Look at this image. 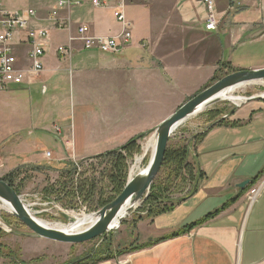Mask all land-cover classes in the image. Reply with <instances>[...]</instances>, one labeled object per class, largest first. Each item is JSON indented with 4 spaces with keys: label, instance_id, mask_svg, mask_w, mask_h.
Wrapping results in <instances>:
<instances>
[{
    "label": "crops",
    "instance_id": "0c3cea01",
    "mask_svg": "<svg viewBox=\"0 0 264 264\" xmlns=\"http://www.w3.org/2000/svg\"><path fill=\"white\" fill-rule=\"evenodd\" d=\"M100 1V6L85 0L69 7L56 0H26L24 8L10 9L1 4L7 10L36 11L29 30L18 32L12 41L21 66L30 64L29 32L48 30L46 38H38L47 49L43 72L6 90L43 85L47 93L51 79L57 77L61 84L66 74L71 90L86 89V80L93 83L100 127H94L93 139L87 135L79 141L74 127L60 138L63 152L68 148L65 140L73 141L72 148L65 149L73 153L72 162L79 159L78 151L99 155L148 130L151 121H163L165 110L155 117L156 108L182 105L205 89L223 65L236 71L264 67V0H215V30L205 27L203 0ZM116 11H123L131 23V39L117 52L86 49L80 26L87 25L92 36L117 37L123 25ZM60 46L72 53H60ZM220 116L226 121L195 131L206 132L191 146L189 162L200 172L194 189L172 195L173 210L141 222L139 230L141 238L156 239L194 226L128 254L123 263L109 259L97 264H264V188L254 203L249 200L251 189L264 181V99L247 101ZM38 120L42 129H49L45 113ZM5 133L0 137V179L16 172V181H21L24 169L33 168L32 173L66 163L63 153L52 152L41 137L29 136L32 129L28 137L17 133L12 144L11 134ZM47 151L56 155L53 161ZM245 181L249 184L241 187ZM0 264H5L4 258Z\"/></svg>",
    "mask_w": 264,
    "mask_h": 264
},
{
    "label": "rangeland",
    "instance_id": "374dc122",
    "mask_svg": "<svg viewBox=\"0 0 264 264\" xmlns=\"http://www.w3.org/2000/svg\"><path fill=\"white\" fill-rule=\"evenodd\" d=\"M26 0H0L5 8H24L26 6ZM67 78L61 84H58L57 77H53L51 80L52 86H48L47 93H43V85L32 86L29 88H22L19 90H0V137L5 136L8 132L10 135L9 142L12 144L17 142L16 134L20 133L26 137L28 130L32 129L33 133L28 134L33 139L35 137H41L42 143L47 146L54 153H63L65 157V164L58 166V168H46V170L34 171L32 173H25L24 184L22 181H13V184L20 189V195H32L28 197V200H35L33 195L35 193L43 194L48 200L53 201L55 205L46 207L47 210L41 213H35L40 219L48 221L50 223L56 222L61 225L62 223H69L72 220L73 214H91L95 213L101 208H93L82 197L77 196L73 199L63 193H48L46 189L49 185L56 186V189L61 188L64 182H69V176L65 172L67 169H74V183L86 178H95L97 181H102V173L109 171L112 164L117 158V154L126 156L128 162L127 181L131 175V168L139 155L143 154V144L146 139L156 133V127L161 121H151L150 128L135 135L133 138L136 141V150H123V146L126 143L119 145L115 148L109 149L101 154H105L109 151H116L115 158L98 159L95 154L79 153V167H75L72 162V155L68 148L61 150L60 138L64 134L70 132L74 127L75 134L78 140L83 139L87 135L89 139H93L92 131H95L96 127H100L99 121L95 120V104L94 96L95 90L92 88V82L86 80L83 84H90L86 89L76 87V90H71L69 87V78ZM93 80V79H90ZM57 82V84L55 83ZM85 84V85H86ZM84 85V86H85ZM57 88L54 89L53 87ZM86 92V95L83 93ZM264 92V80L242 85L230 94V97L236 98L238 96H253L259 95ZM56 93L54 98H50V102L45 99L49 98ZM83 93V95H82ZM47 97V98H46ZM192 98V97H191ZM190 98L183 101V104ZM235 102L224 99L223 101L214 104L213 106L199 112L186 120L181 126H179L170 138L168 148H179L188 143H192V137L196 134V130L204 129L212 124L213 119L220 117L221 114L226 113L235 106ZM181 105H165L164 107L156 108L153 116L161 117L165 110V117L175 112ZM109 109V107H104ZM45 113L48 119V130L42 129V124H38V117ZM31 123L30 127L28 126ZM57 125L63 131V134L56 133L54 126ZM36 126V127H33ZM25 127V128H24ZM95 127V128H94ZM195 127V129H194ZM28 137V136H27ZM68 140V139H67ZM65 140V145L66 141ZM73 142V141H72ZM72 146V145H71ZM70 146V147H71ZM72 148V147H71ZM192 148V147H191ZM59 152V153H58ZM151 152V151H150ZM150 152L144 159L142 166L146 168ZM49 161H53L54 156ZM86 155L89 157L81 158L80 156ZM60 156V155H58ZM189 161V160H188ZM190 163V162H189ZM196 172L198 174L197 168ZM158 174L156 180L160 176ZM187 183L184 186L176 187L171 195L180 196L186 195L192 188L189 182V176L185 175ZM155 180V181H156ZM103 181H108L106 178ZM126 185V184H125ZM125 187V186H124ZM104 199H112L108 203H111L119 195L112 191V186L108 182L103 185ZM62 189V188H61ZM124 189V188H123ZM123 191V190H122ZM149 193L141 201L138 208L124 218L121 225L115 229H112L106 235L98 236L94 239L83 243H62L53 241L46 238L31 237L27 234L31 233V230L24 224L17 222L11 216H14L9 211L4 209L0 210V229H2L4 235L0 236V258L5 259V264H97L103 259H116L120 263H123L127 255L138 251L133 249L148 240L149 238H141V232L139 225L141 222H146L145 212L140 211L143 207L144 201L149 197ZM71 203V204H70ZM35 211L44 209L41 206H35ZM67 213H66V212ZM73 213V214H72ZM34 214V215H35ZM143 217L142 219L140 217ZM61 222V223H60ZM157 239V238H156Z\"/></svg>",
    "mask_w": 264,
    "mask_h": 264
},
{
    "label": "water",
    "instance_id": "95a60500",
    "mask_svg": "<svg viewBox=\"0 0 264 264\" xmlns=\"http://www.w3.org/2000/svg\"><path fill=\"white\" fill-rule=\"evenodd\" d=\"M262 80H264V67L229 73L187 100L175 112L161 121L156 127V150L147 172L130 177L123 191L115 200L93 213L97 216V220L84 231L69 233L42 224L36 219V215L25 206L21 195L4 179H0V202H7L11 205L12 211L10 213L31 230V233L27 234L31 237L46 238L62 243H83L98 236L106 235L113 229L115 219L120 217L119 223L121 225L124 218L138 208L141 201L149 193L163 166L170 138L179 126L199 112L223 101L225 99L223 92ZM257 99H264V94L246 97L240 104L236 103L234 108L247 101ZM224 118L222 117L220 121ZM247 184L249 181L242 183L241 187H245ZM124 207H126L125 213L120 216Z\"/></svg>",
    "mask_w": 264,
    "mask_h": 264
},
{
    "label": "built area",
    "instance_id": "2783aa9c",
    "mask_svg": "<svg viewBox=\"0 0 264 264\" xmlns=\"http://www.w3.org/2000/svg\"><path fill=\"white\" fill-rule=\"evenodd\" d=\"M60 6L81 5L85 0H56ZM232 3H238L239 0H230ZM207 8L205 27L207 30H215L218 28L219 14L215 0H203ZM93 5H102L100 0H92ZM56 15L55 13L53 14ZM115 17L121 21L123 29L117 37L92 36L89 34V27L82 25L79 28L80 37L84 42L86 49L97 48L102 52H117L121 49L125 42L131 39V23L126 19L123 11H116ZM36 18L34 9L24 10H7L0 4V90H6L13 84H24L31 82L37 78L44 70V56L46 54V45L41 43L38 38H46L48 30L40 29L29 32L28 42L31 46L29 55L30 64L28 67H23L19 63L16 51L14 50L12 41L20 31H28L31 22ZM58 51L64 55H70L71 49L65 46H60ZM56 133L61 135L62 131L59 126H54ZM66 145L70 147L72 142L67 140ZM51 151L46 152L48 159L52 158ZM75 167H79V162L74 160ZM264 188V181L254 186L249 195V200L254 203ZM32 195H21V198L26 205L29 206L33 214L46 211V207L55 205L53 201L48 200L43 194L35 193V200H28ZM35 206H41L44 209L35 211ZM35 214V215H36Z\"/></svg>",
    "mask_w": 264,
    "mask_h": 264
},
{
    "label": "trees",
    "instance_id": "16d2710c",
    "mask_svg": "<svg viewBox=\"0 0 264 264\" xmlns=\"http://www.w3.org/2000/svg\"><path fill=\"white\" fill-rule=\"evenodd\" d=\"M237 69L233 68L230 65H223L215 77L211 80V82L207 85L210 86L217 80L221 79L225 75L232 73L236 71ZM221 116L216 117L213 119L212 124L207 128L209 129L215 124L223 123L226 120H221ZM206 129V130H207ZM206 131H202L199 133H196L191 141L196 140L198 141L205 135ZM191 143H188L184 146H181L179 148H168L165 160L162 166V171L158 179L154 182L152 185V188L150 190L149 197L144 201L143 207L140 209V211L145 212L146 218H155L159 214L168 212L173 210L175 207L176 201L172 197L171 193L175 190L176 187L184 186L187 182L185 180V175L189 176L190 183L192 185V188L189 190L187 194L191 192L192 189H194L196 182L200 178V172H196V169L193 164L189 163V156L191 151ZM137 144L135 139H131L125 146H123V150H136ZM117 154L116 151H109L105 154H101L97 156L98 159H106V158H115V155ZM117 158L114 161V163L111 166V169L109 171H105L102 173L103 179L102 181H97L95 178H86L84 180H81L77 183V185L74 183L73 175H74V169H67L65 172L69 176V182H64L59 189H56V186L49 185L46 189V192L48 193V190L50 193H63L65 195H68L69 198L73 199L77 196L82 197L87 203H89L93 208H101L108 204L109 201L112 199H104V188L103 185L105 182H108L110 186H112V191L116 192L117 195H119L125 184L127 183V173H128V162L126 156H123L121 154H117ZM36 170V168H34ZM31 169H24V172L31 173ZM16 172H13L9 174L4 180L7 181L12 187L15 188V190L20 194V189L16 187L13 184V181H16ZM26 177V176H25ZM25 177L22 178L21 181H24ZM107 179L108 181H103L104 179ZM186 194V195H187ZM71 204V203H70ZM143 216V217H145ZM140 217L141 219L143 218ZM14 220H16L19 223L24 224L22 221H20L17 217L11 216ZM144 219V218H143ZM25 225V224H24ZM194 225H188L187 227L178 229L174 231L173 233L160 237L153 240H148L145 243L140 244L139 246L135 247L134 250H141L144 248L151 247L155 245L156 243L166 240L171 237L178 236L180 234L186 233L189 231ZM4 235L2 229H0V236ZM103 260H108L107 258Z\"/></svg>",
    "mask_w": 264,
    "mask_h": 264
},
{
    "label": "bare ground",
    "instance_id": "6f19581e",
    "mask_svg": "<svg viewBox=\"0 0 264 264\" xmlns=\"http://www.w3.org/2000/svg\"><path fill=\"white\" fill-rule=\"evenodd\" d=\"M233 90H235V88H233V89H231V90H229L227 92H223V96L225 97V99H228V100H231L232 102L240 104V102L244 101L246 97L245 96H238L236 98L230 97V95H231L230 93ZM262 94H264V92ZM156 144H157V136H156V133H154L153 135H151V137L147 138L145 143L143 144V146H144L143 147V154L139 155L136 158V161H135V163L133 164V166L131 168L130 177H135V176H137L140 173L141 174H145L147 172V170H148V168L150 166V163H151V161L153 159L155 150H156ZM149 152H150V157H149L148 164H147V166L145 168V167L142 166V164H143L144 159L149 154ZM26 207L29 209L28 205H26ZM1 209H4V210L9 211V212L12 211L11 205L9 203H7V202H0V210ZM125 210H126V207H124L123 210L120 212L121 213L120 216L125 213ZM119 218H117V219H115L113 221V229H115V228L120 226ZM36 219L39 222H41L42 224H44V225H47V226H50V227H53V228H57V229H62V230H65V231H67L69 233H78V232L84 231L88 227L92 226L94 224V222L97 220V216H95L93 213H91V214H83V215H81V214H73L71 222L66 223V224L62 223L64 225H61L60 227H59V224L56 223V222L50 223L48 221H45L43 219L38 218L37 216H36Z\"/></svg>",
    "mask_w": 264,
    "mask_h": 264
}]
</instances>
